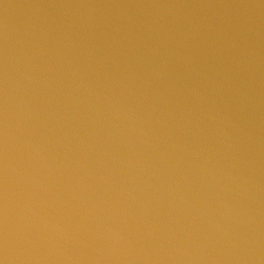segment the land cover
<instances>
[{
    "label": "water",
    "instance_id": "water-1",
    "mask_svg": "<svg viewBox=\"0 0 264 264\" xmlns=\"http://www.w3.org/2000/svg\"><path fill=\"white\" fill-rule=\"evenodd\" d=\"M0 264H264V0H0Z\"/></svg>",
    "mask_w": 264,
    "mask_h": 264
}]
</instances>
